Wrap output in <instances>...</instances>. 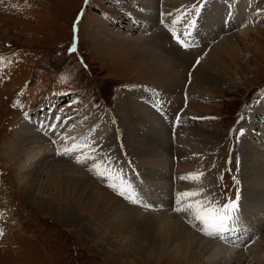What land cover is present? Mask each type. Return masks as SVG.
Wrapping results in <instances>:
<instances>
[{
    "label": "rangeland",
    "instance_id": "374dc122",
    "mask_svg": "<svg viewBox=\"0 0 264 264\" xmlns=\"http://www.w3.org/2000/svg\"><path fill=\"white\" fill-rule=\"evenodd\" d=\"M82 1L0 0V58H2L0 61V83H4L0 85L2 88L0 89V188L6 193L0 197V229H3L4 232L0 236V264H123V261L126 260L131 263L133 255L136 254V243L140 236L134 233H141L140 229L134 228L131 236L123 239L119 226L107 220L106 214L96 216L95 212L90 214L77 208V213L83 218H90L93 223L92 227L98 229L103 235V238H98L93 230L85 226V220L58 216L60 201H58V205L55 200H52L50 196L54 195L44 194L42 200L37 198L34 201L29 199L27 189L20 188L21 186L18 185L19 172H17L15 162L17 161L16 157L21 155L17 152L20 139L15 130L22 128L31 131V126L34 124L31 109L34 106L41 108L43 106L41 99L52 98L46 94L52 93L53 89L79 91L76 96L77 100H70L72 103L76 102L73 106L57 111V115L63 111V113L67 111L66 114L70 115L73 114L72 112L78 114L75 121H80V125L74 130L80 131L84 124L88 128L95 123V120L100 119L98 122L102 123V126L100 124L97 133H94L95 137L90 136L88 142L94 138L104 141V148L107 149L99 153V156L106 155L108 157L104 162L106 164L110 162V174L119 176L124 181L137 184L144 189L143 200L150 207H145L143 210L151 211L152 208H162L174 211L178 193L199 189L204 190L206 197L221 200V203L225 201L224 199L235 198L237 191L240 194L245 190L240 179L243 178L246 167L243 164V157L250 151L247 148V142L258 149L261 148V151L264 152V100H262L264 99V0H238L242 2L243 9L234 4L225 3V1L220 8L221 0L218 2L213 0L205 6V9L202 7L203 25L199 22L200 13L198 17H195L197 25L191 36L194 43L187 49L179 46L168 31L169 23L172 24V21L178 18L179 6L168 8L167 0H165L167 3H164L163 0H156V3L160 1V4L153 5L149 10L140 5L138 10L135 9L140 13V16L130 12V9L124 8L128 0H91L88 6L82 4ZM197 1L193 0L190 5L189 2L184 3L183 0V3L179 2L182 3L179 5L187 11ZM248 2L256 6L261 14L259 18H256V21L254 20L255 25H249L246 22L245 26L241 27L243 21L241 16L245 9V3ZM81 5L83 12L76 34L77 51L68 54L66 48L70 44L74 19ZM163 5L168 10H165ZM231 6L236 9L234 17L239 19L238 23L241 22V25L237 22L230 24L232 22L230 21L227 26L224 25L226 27H223L218 22H220L221 15L225 13L226 7L229 9ZM210 9L215 11V20L218 21L214 23L216 24L214 27H211V22L207 21L208 14L206 15V12L208 13ZM143 10H148L151 14ZM166 13L170 14L167 19ZM128 14L131 15L130 18H127ZM152 15L155 16L152 17ZM131 18L136 22H133ZM146 18L149 21H146ZM161 18L168 20L167 22L164 20L168 25L160 24ZM95 20L102 23L96 27H90ZM153 21H155L156 27H148ZM125 22L130 23L131 26ZM228 25L230 26L228 27ZM108 26L117 28L112 31L116 37L117 48L106 46L109 51L97 52L88 35H92L94 39L96 38L94 36L98 35L101 41L100 46L104 48L105 43L109 42L108 37L102 35L100 31L94 32V30L105 31ZM179 27L177 25L175 29L178 30ZM109 28L111 29V27ZM243 28L244 30L249 29L248 33L238 40L235 34L242 32ZM125 36L134 38L139 36L151 38L150 36H152L154 39L156 37L160 42L156 43L160 47H156L159 48L160 57L174 66L172 71L174 73L171 72V76H180L179 79L184 81V85L182 87L167 86L168 84L156 86L154 83H148L145 79L132 77L134 72L129 73L125 70L126 66L128 67L127 64H132L128 59V52L123 46H119ZM223 37L230 38L236 44L235 48L240 53L238 55L242 57V60L238 68L232 63L227 67L216 62L215 68L210 69L219 79L218 85L207 84L208 86H205L208 92L205 93L207 97L204 111L207 112L198 113V110H195L193 106L196 101L189 100L192 98V95H189L190 89H196L194 85L196 83L194 80L195 69L201 63L205 69L209 67L205 64L208 60V53L212 47H218V41ZM109 54L114 58L115 63L111 61ZM221 56L226 59L225 55L221 54ZM79 57H82L86 63V68L80 65ZM197 58L200 59L198 65H196ZM205 78H208L206 73L199 79ZM143 88L160 89L161 96L167 101V103L161 102L153 107V113L150 115L151 117L153 115L157 122L163 124L160 133L158 132L159 136L153 137L154 145L162 147L168 156H165L168 160L167 168L164 163L166 169L160 170L166 171V177H161V173L157 175V181L165 182L167 185L164 190L160 187L156 188L157 190L149 189L147 182L144 181L145 174L140 171L145 167L138 158L139 153L141 155L144 153H141V147H138L141 145V141L134 138V136H142L141 133L144 134V129L141 123L134 122L135 117L132 116L134 114L130 106L124 107L122 102L125 100L130 105L132 102L138 103V105L141 103L139 106H143L144 103L141 100L143 97L141 89ZM37 94H39L38 97H36ZM24 104H30L32 107L27 109L28 116L23 114L22 117H19L18 112ZM117 105H119V109L124 110L123 118L119 117L117 112H113L118 108ZM162 112L166 113L167 120L161 118ZM177 114L180 115L181 120L178 125H175L174 120ZM196 114L208 119H192L198 117ZM23 117H29L32 121L26 124L22 121ZM135 125L136 127H134ZM121 126H123L122 133L119 130ZM209 129L214 131V135H205ZM109 131L111 134L115 131L110 140L108 139ZM105 139L108 142L107 145ZM77 140L78 138H74L71 143H75ZM97 141L94 140L92 144L98 145L97 148H102ZM6 144L7 146H5ZM42 144L50 146L45 142ZM5 148L12 150L10 152L13 155L12 160L9 159L10 154L7 157ZM49 151L50 158L57 156L52 147ZM20 158L24 159L23 156ZM144 158L146 160L144 163L148 167L152 168L155 165L152 162L154 158L152 154L147 153V159L146 155ZM63 162L75 165L86 175L97 179L101 183L99 186L110 191L112 196H117L123 203L129 202L107 187L106 181L99 180L97 176L94 177V174L88 170V164H77L68 159ZM159 167L157 166V168ZM200 172L204 175L199 182L193 183L180 179L181 176ZM241 190L243 191L241 192ZM261 190L264 191V185ZM241 198L243 199V197H240L242 218L258 224L263 222L264 214L260 217L258 213L264 210V198H262L263 200L256 198L252 200L254 201L252 210L256 212L255 214L249 213L251 210L249 211L242 203L244 201ZM69 201V204L76 205L75 199ZM153 203L157 206H152ZM128 204L134 208L133 203L129 202ZM136 213L142 214L139 210H136ZM174 213L181 217L182 214L184 217L186 216L184 213L175 211ZM245 220L244 223H246ZM195 223V221L189 223V220L186 222L199 240L205 241L208 238L211 242H224L203 235L198 231V225L192 226ZM263 232L264 228H261L257 231V235L255 234L254 239L250 240L251 247L246 249H249L251 253L258 252L255 256L250 253L246 254L248 256L245 257V262L264 264L260 259L264 253V238H261ZM248 240L244 245L249 244ZM122 244L124 245L123 249H119L118 247ZM234 247L236 246H231V249ZM243 250L245 251V249ZM123 254H125L124 257H122ZM208 255L211 256L209 253ZM251 257L254 259L247 260Z\"/></svg>",
    "mask_w": 264,
    "mask_h": 264
},
{
    "label": "bare ground",
    "instance_id": "6f19581e",
    "mask_svg": "<svg viewBox=\"0 0 264 264\" xmlns=\"http://www.w3.org/2000/svg\"><path fill=\"white\" fill-rule=\"evenodd\" d=\"M160 1H158L157 3L160 4ZM163 1L164 3L165 2L167 3L168 1V6H167L168 8H174V7L176 8L179 6L178 7L179 13L185 11L179 5L183 3V0L182 1L163 0ZM192 1L184 0V3L189 2V4L191 5ZM212 1L213 0H205L204 6H203L204 9H205V6L208 5ZM218 1L219 0H217V2ZM224 1L225 3L234 4L243 9V7H241L242 2L238 0H221L220 8H222ZM115 2L117 3V1ZM126 2H127L126 3L127 5L124 8L126 10L130 9L131 10L130 12L138 16H140V13H138L136 10L139 9L140 5L144 6L145 9L147 8L148 10L151 9L153 5H157L156 0H132V1L128 0ZM179 2H182V3H179ZM168 8H165V10H168ZM121 10L124 11L123 9ZM148 10H143V11L151 14V12ZM154 14H155V11H154ZM207 14H208L207 21L211 22V27L216 26V24L214 23L218 21L215 20L216 18L214 16L215 11L213 12V10L210 9L208 13L206 12V15ZM235 14H236V9H233V6L229 7V9L228 7H226V11L223 15H221L220 22L218 23H221V26L223 27L224 25L227 26V24L230 21H232L230 22V24L232 23L234 24L235 22L238 23L239 19L237 17H234ZM260 14H261V11L258 12V9H256V6H253L249 2L245 3V9L241 16V19L243 20L241 27H244L246 22L249 23V25H255L254 20L256 21V18H259ZM153 16L155 15H152V17ZM165 16H166V19L167 17L169 18V14ZM146 21H149V19L146 18ZM167 21L168 20H166V22ZM100 23L102 22L99 20H95L92 22L90 27H96ZM125 23L131 26L130 23L128 22H125ZM238 24L241 25V22H239ZM109 27H111V29ZM148 27H152V28L156 27L155 21H153V23L150 22ZM114 29H117L116 26L115 27L108 26V28L105 29V31H101L100 29L94 30V32L100 31L102 35L108 37L107 40H109V42L105 43L104 48L100 46L101 41L99 40L98 35L94 36L96 37L95 39L92 37V35H88L90 37V38L88 37L90 41L93 42L95 51L97 52H100L101 50L109 51V49H107L108 46L110 47L112 46L114 49L117 48V45L115 42L116 37H115V34H113L112 32L114 31ZM248 30L247 28L245 30L243 28L242 32H237V34L235 35L236 37H238V40L242 39L241 36H245L248 33L247 32ZM147 37L139 36L138 38H134L132 36L130 37L125 36L120 41L119 46H123L124 49L127 50L128 59L132 63V64L126 63L128 67L126 66L125 70L129 71V73L134 72V75L132 77H139V78L145 79L147 80L148 83L149 82L154 83L156 84V86H162V85L166 86L168 84L167 86H181L182 87L184 85L183 84L184 81H182L181 78L179 79L180 76H177V75L175 77L171 76V72L174 70L173 64L167 62L166 60H163V58L160 57L161 54L158 53V49L160 47L157 46L156 43H160V42L157 41L156 37L155 39L152 38V36H150L151 38L149 37L147 38ZM156 47H159V48L157 49ZM235 47H236V44L233 43L230 40V38H227V37L221 38L220 41H218V47H212L208 53V58H207L208 60L205 62L206 65H209L208 68L206 67L207 70L203 67V63H201L200 65L196 67L195 76H194L195 78L194 80L196 82L194 85L196 89H193V90L190 89L191 92L189 93V95L191 94L192 98H190L189 100L191 102L193 100L196 101V103H193V106L195 110H198V113L207 112V111H204L205 110L204 106L206 104V97H207L205 93L208 92L207 87L205 86L207 84H211L214 86L218 85L219 79L217 78L215 73L210 70V69L215 68L214 67L216 66L215 63L220 62L219 64L222 63L226 65L227 67H229L231 63L236 65L237 68L240 66L242 57L238 55L240 53L237 52ZM221 54L225 55L226 59H224L221 56ZM109 58L111 59V61L114 62V58L110 56V54H109ZM117 60L119 61V58H117ZM205 73L208 78L200 80L199 78H202ZM29 94L30 92L28 93V95ZM38 96L39 94L36 95V97ZM27 102H28V99H27ZM122 102L124 104V107L130 106V109L132 110L134 114L132 116L135 117L134 122L141 123V126L144 129V134L141 133L142 136H139V137L134 136V138H137L138 140L141 141V145H139L138 147L139 148L141 147V153H144L143 155L139 153V157H138L139 160L143 162L144 167H145V169L143 168L144 171L142 170L140 172L145 174V179H146L145 182H147L149 189L151 188L156 189L160 187L164 190L165 188H167V185L165 182L160 183L159 181H157V175L161 173V177L165 176L166 171L162 172L160 170L162 168L164 170L167 168L168 160L165 158V156L166 157L168 156L166 153H164V151L162 150V147L160 146L158 147V145L156 144L154 145L155 139L153 137V136H157L158 132L160 133L161 128L163 127L162 126L163 124L160 122H157L154 119L153 115L151 117L150 116L151 112L149 113V110H147L143 106H139L141 105V103L138 105V103L132 102L130 105V103L127 104L125 100H123ZM30 106L32 107V105L29 104L28 107L30 108ZM117 107L118 108H116L113 112H117L119 114V117L123 118L122 114L124 110L119 109V105H117ZM57 111H59V109H56V110L53 109L52 112L49 113V116L51 115L50 118L54 116L51 119V122L55 120V117L57 116ZM63 112H60L59 115L65 118L71 117V119L66 120L64 127L57 128L55 133L48 132L47 129L41 128L39 123H37L36 125L33 124L31 126L32 133L31 131L29 132V130L27 131L22 128L21 129L18 128L17 130H15V132L17 133L16 135L19 136L18 138L20 139L18 150L17 149L16 150L21 156L24 157L23 160L20 158L21 156L16 157L17 161L15 162V166L17 167L16 168L18 170L17 172H19V175L17 177V183L19 186H21L20 188L25 187L27 189L28 195L30 197L29 199L35 201L37 198H39L40 200H42L44 197L43 196L44 194L54 195V196H50L51 199L55 200L57 204H58V201H60L59 202L60 206L58 208V216L60 217L68 216L73 219L85 220L84 222L85 226L88 229L93 230V232L98 236V238H103V235L100 234V231L98 229H96L95 227H92L93 223L90 218L89 219L83 218L80 216L79 213H77L78 211L77 208L83 209L90 214H92V212H95L96 216H103L106 214L107 220L112 221L114 225L117 224L119 226L120 233L123 236V239H126L127 237L131 236V233H133L132 230H134V228L140 229L141 233L139 232L134 233V234H139L140 236V238L137 240V243H136V247H137L135 248L136 254L133 255V260L131 263L127 262L126 260V261H123L124 262L123 264H137V262L138 264H220V263L221 264H242V263H247L245 262L246 260L245 257L248 255L246 254L250 253V255H254V256L257 255L258 251L256 253H253V252L251 253L249 251L251 247L250 245L252 244L250 241L251 238L248 240L250 241L249 244L244 245L246 243L245 242L243 243V245H238L239 239L241 237V232H242V229H240V227L232 225L233 230L224 233V239L215 237L216 239H218V241H224L223 243L211 242L210 240H208V238H206L205 241H201V239L199 240L198 236L192 232L193 229L191 230L190 229L191 227L189 228L186 224V222L189 220L188 214L184 213L186 214L187 217L186 216L184 217L183 214L181 217V215L174 213L172 209L166 210L162 208L157 209V208L151 207L152 208L151 211L144 212V211H141L140 209L133 208L131 207L132 205L131 206L130 204L127 205V203L129 202L123 203L117 196H112L110 194V191H107L103 189L101 186H99L101 183L98 182L97 179H94L93 177L92 179L90 176L86 175L77 166L63 162L67 159L74 161V157L67 158L63 156H56L54 158H50L49 150H51V147L55 151V155H56L58 147H61V146L71 147L72 145L71 140H73L74 138H78V140L75 143L80 142L81 135L84 132V129H87L86 127H82L80 128V131H76V129L74 130L75 127H78L80 125V121L78 120L75 121V119L78 117V114L76 113L74 114V112H72L73 114L71 113L72 115H70V114H66L67 111L66 113H63ZM28 114L29 112L27 110L25 113V116H28ZM118 114H116L117 117H118ZM196 116L199 117L202 115L196 114ZM30 119L31 118L29 117L24 118L26 124H29L32 121ZM46 120H47V117L43 121L46 122ZM134 127H136V125ZM23 128H24V125H23ZM122 129H123V126H121V129H119L121 130L120 131L121 133H122ZM211 130L209 129L208 131H206L207 134L205 135H210V136L214 135V131L212 132ZM56 133H60V135H57ZM65 139H68L67 144H65ZM53 140H55L56 143H53ZM94 140H98L97 142H100L102 144L101 145L102 148L100 147L102 149V152L106 151L107 148H104V141L102 142L100 139L94 138L92 141H89V142H93ZM44 142L48 143L51 147L47 145L45 146L44 144H42ZM105 143L106 145L108 143L106 139H105ZM5 146H7V144ZM247 148L250 149L252 153L249 151L245 157L242 156L244 158V163H243L244 167L245 166L246 167L244 168L245 169V171L243 172L244 176L243 178L240 179V182L243 185V188H245V190L243 193H240L239 197H243V199L241 198L244 201L242 203L245 204V206L249 209V211L251 210L249 213L255 214L256 212L252 210L254 206L253 205L254 201L252 200L254 198H256L257 200L264 198V191H262L263 189L261 190V187L264 185V152L261 151V148L258 149L250 145L249 142H247ZM6 151H7L6 155L8 157L12 150L9 149ZM102 152H97V156H99V153H102ZM147 153L152 154L154 156L152 162H154L155 165L152 168L148 167L144 163L146 162V160H144L145 159L144 157L146 155V159H147ZM9 159L10 160L13 159L12 153L10 154ZM253 162L255 163L253 164ZM164 163L166 164V168H165ZM162 165H164V167H161ZM157 166H160L159 167L160 169L157 168ZM137 189L138 191L142 192L141 188L138 187ZM242 191L243 190H241V192ZM260 191L262 192L261 194L259 193ZM162 192H165V191H162ZM5 194H6L5 190L0 188V197H2V195H5ZM72 199H75L76 205L69 204L70 203L69 200H72ZM5 200H7L6 197H5ZM136 210H139L140 212H142V214L136 213ZM259 212L260 213L258 212L257 213L261 217L264 214V210H261ZM243 220H245V218ZM244 224L246 226L243 227V231L246 230L247 228H249L250 230L253 229L252 236H254L257 233V231H259L261 228H264V222H260L258 224L257 222L246 221V223ZM261 238H264V232L261 234ZM211 239H213V237ZM144 246L146 247V249ZM231 246H236V247L231 249ZM123 247L124 245L122 244L118 248L123 249ZM248 247L249 249H246ZM233 249H239V250H233ZM243 249H245V251ZM148 250L152 251L153 253L149 252ZM208 253L211 256H209ZM124 255L125 254H123L122 257H124ZM253 259L254 258L251 257L250 259H247V260H253ZM260 259H262L263 260L262 262L264 263V253H262V256L260 257ZM249 263L250 262L248 261L247 264Z\"/></svg>",
    "mask_w": 264,
    "mask_h": 264
},
{
    "label": "snow or ice",
    "instance_id": "6c2138e0",
    "mask_svg": "<svg viewBox=\"0 0 264 264\" xmlns=\"http://www.w3.org/2000/svg\"><path fill=\"white\" fill-rule=\"evenodd\" d=\"M88 0H85V4ZM205 0H198L197 4L192 5L190 9L178 14V18L172 21V28L175 29L179 25L178 30H171L172 39L182 48H189L193 45L194 41L191 40L192 32L196 28L197 20ZM83 11V10H82ZM259 12V10H258ZM170 15V14H169ZM81 19V14L78 13L73 23V39L71 46L68 49L69 54L77 50V30L78 23ZM2 61V58H0ZM200 63L197 58L196 65ZM195 66V65H194ZM75 103V101L73 102ZM49 108V113L52 112ZM71 117H62L57 115L55 120L50 124L45 121H40V127L47 129L48 132H56L57 128L64 127L66 120ZM192 119H208L207 117H193ZM181 117L177 114L176 123L179 124ZM60 135V133H56ZM53 143H56L53 140ZM68 139H65V144ZM97 152H102V149L97 148L93 144H89L86 140H81L78 143H72L71 147H58L56 155L63 157H74V162L77 164H88V170L93 173L97 178L106 181V186L116 192L117 195L128 200L130 203L137 204L138 202L143 207H150L144 204L141 195L134 189L131 183L124 181L119 176L110 174V162L106 164L104 161L108 159L106 155L97 156ZM204 173H190L186 176H181L180 179L188 182H199ZM235 180V178H234ZM236 183H239L236 181ZM239 191H237L236 200L227 199L224 203L212 197H206L204 190L199 189L196 191H184L177 194L176 206L174 211L177 213H186L189 217V223L195 221L192 226L196 227L205 236L219 237L224 239V233L230 231L229 223L235 224L236 213L238 211ZM4 234L3 229H0V236ZM227 242V241H226Z\"/></svg>",
    "mask_w": 264,
    "mask_h": 264
}]
</instances>
